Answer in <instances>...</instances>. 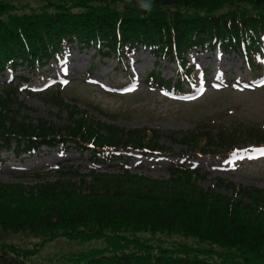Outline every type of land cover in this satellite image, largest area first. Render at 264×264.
<instances>
[{
  "label": "trees",
  "instance_id": "1",
  "mask_svg": "<svg viewBox=\"0 0 264 264\" xmlns=\"http://www.w3.org/2000/svg\"><path fill=\"white\" fill-rule=\"evenodd\" d=\"M39 2L0 0V73L22 66L34 73L48 60L57 61L74 41L102 56H122L127 47L141 44L156 58L176 57L189 76L188 55L199 46L212 49L216 41L223 51L244 54L251 67L261 55L264 0ZM149 77L157 85L170 84L160 72ZM25 80L17 76L0 86V150L88 148L95 161L102 147L162 148L161 132L102 123L65 103L57 90L44 95L69 107L67 123L32 122L17 97ZM213 130L163 136L200 154L222 155L237 145L235 130ZM260 131L246 132L252 141L264 143ZM68 172L31 185L0 182V264H33L44 242L58 235L92 241L67 264H264V193L257 187L222 178L203 187L199 180L206 173L183 166L170 168L167 179L127 168L118 173L92 168L72 181ZM24 239L33 240L26 244Z\"/></svg>",
  "mask_w": 264,
  "mask_h": 264
},
{
  "label": "rangeland",
  "instance_id": "2",
  "mask_svg": "<svg viewBox=\"0 0 264 264\" xmlns=\"http://www.w3.org/2000/svg\"><path fill=\"white\" fill-rule=\"evenodd\" d=\"M25 1H32L35 6L41 4L39 0ZM193 60L200 70L196 87L202 85L205 88L203 94L193 100L174 99L163 90L146 86L144 76L154 66L155 60L142 49L133 55L130 72L113 58L99 59L93 50L73 44L57 67L53 63L48 64L37 72V76L27 74L22 68L10 74L30 77L29 83L20 89L18 100L25 105L22 113L28 115L32 122L44 118L59 124L67 123L69 107L47 101L44 92L49 87L39 88L55 76H65L69 82L59 89L60 98L65 103L76 105L80 110L86 109L102 122L119 128L147 127L159 130L162 136L158 142L172 149V158H157L150 152L138 151L125 154L124 159L120 156L100 162L103 164L97 168L115 173L124 166L122 161H126L131 172L153 179H167L170 175L169 163L178 161L176 154L184 150L186 145L171 142L163 136L164 133L175 132L179 136L197 127L223 125L232 132L235 130L238 145L243 146L252 141L246 131L251 128L264 129V85L257 88L250 86L251 90L238 89L244 81L251 83L259 77L249 70L239 55L216 50L212 53L201 52ZM159 68L165 78L176 75V66L169 59L160 61ZM2 80L0 78V82ZM53 81L55 83L57 79ZM131 81H138L139 85L125 94L105 90L107 86L119 87ZM216 84L220 87H216ZM186 89L193 92L191 86ZM4 156L9 158L0 163L2 183L21 182L29 185L36 181L55 180L58 177L55 169L61 167H65L66 172L70 170L65 176L77 181L79 174L87 173L90 168L88 156H79L72 150L43 148L31 156L14 157L10 152H5ZM117 158H121V161ZM192 162L207 172L199 181L203 187H209L214 183V178L220 177L244 187H257L264 193V156L260 154L252 153L243 157L238 154L235 159L227 160L216 156L194 157ZM34 171H40L42 177L34 178ZM84 180L89 181L90 177ZM32 240L24 239V242L30 244ZM91 242L58 235L44 242L39 253L31 260L33 264H67L77 257V253L86 252Z\"/></svg>",
  "mask_w": 264,
  "mask_h": 264
},
{
  "label": "snow or ice",
  "instance_id": "3",
  "mask_svg": "<svg viewBox=\"0 0 264 264\" xmlns=\"http://www.w3.org/2000/svg\"><path fill=\"white\" fill-rule=\"evenodd\" d=\"M254 152H258L260 155L264 156V149H254ZM249 158H253V157H249Z\"/></svg>",
  "mask_w": 264,
  "mask_h": 264
}]
</instances>
